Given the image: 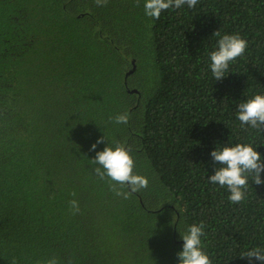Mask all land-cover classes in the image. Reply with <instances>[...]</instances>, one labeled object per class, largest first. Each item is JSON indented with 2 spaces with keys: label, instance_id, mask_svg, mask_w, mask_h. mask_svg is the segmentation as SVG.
<instances>
[{
  "label": "trees",
  "instance_id": "obj_1",
  "mask_svg": "<svg viewBox=\"0 0 264 264\" xmlns=\"http://www.w3.org/2000/svg\"><path fill=\"white\" fill-rule=\"evenodd\" d=\"M216 31L248 42L220 80ZM256 94L264 0H198L159 19L143 0H0V264H178L181 234L201 222L212 264H261L241 253L264 249V183L249 175L233 204L208 179L225 145L250 143L264 162V128L237 119ZM116 143L149 181L127 199L92 162Z\"/></svg>",
  "mask_w": 264,
  "mask_h": 264
},
{
  "label": "clouds",
  "instance_id": "obj_2",
  "mask_svg": "<svg viewBox=\"0 0 264 264\" xmlns=\"http://www.w3.org/2000/svg\"><path fill=\"white\" fill-rule=\"evenodd\" d=\"M94 3L103 7L107 6L108 0H94ZM136 3L138 5L140 0H136ZM143 4L147 17L159 19L162 12L172 8L179 9L184 5L188 8H195L198 0H143ZM214 35L220 38L217 41V49L210 53V70L215 80H220L228 73L230 62L245 54L248 42L238 34L221 36L220 32L216 31ZM237 108V119L242 128L245 125L258 130L264 128V94L254 95L241 102ZM112 120L115 124H127L129 114L127 112L118 114ZM103 142L104 137L98 138L91 145V150H95L97 145ZM211 156L220 166L208 179L212 184L227 188L230 193L228 199L231 203L239 204L245 200L249 175L252 176L255 184L264 183L261 179L264 162H262L261 154L252 144L225 145L221 149H214ZM92 162L97 165L94 169L97 177L101 180L107 177L110 181L109 190L114 191L117 196L127 199L132 193L148 187V178L134 172L135 160L123 144L116 143L115 147L107 145L102 151L96 152ZM69 204L74 215L80 212L77 200H71ZM204 227L203 222L193 223L184 234H181L183 246L182 251L177 254L178 264H212V260L202 250L201 237L205 235ZM241 256L247 257L249 261L255 259L264 264V249L262 248H252L241 253ZM44 264H59V262L56 257H52Z\"/></svg>",
  "mask_w": 264,
  "mask_h": 264
},
{
  "label": "water",
  "instance_id": "obj_3",
  "mask_svg": "<svg viewBox=\"0 0 264 264\" xmlns=\"http://www.w3.org/2000/svg\"><path fill=\"white\" fill-rule=\"evenodd\" d=\"M131 71H132V70H131ZM131 71H130V72H131ZM130 72H128V73H130ZM132 92H135V90H132Z\"/></svg>",
  "mask_w": 264,
  "mask_h": 264
}]
</instances>
